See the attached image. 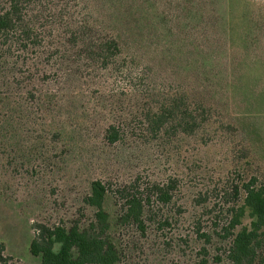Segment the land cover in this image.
Listing matches in <instances>:
<instances>
[{"label": "trees", "instance_id": "1", "mask_svg": "<svg viewBox=\"0 0 264 264\" xmlns=\"http://www.w3.org/2000/svg\"><path fill=\"white\" fill-rule=\"evenodd\" d=\"M220 1L0 0V169L68 171L65 184L94 163L127 170L93 175L69 217L32 224L38 264H164L169 252L182 264H264V108L238 87L258 59L246 48L264 52V12L227 41ZM90 83L105 115L96 140L82 105ZM220 136L236 154L223 176L154 178L134 161L157 167L159 147ZM81 145L92 157L76 156Z\"/></svg>", "mask_w": 264, "mask_h": 264}, {"label": "rangeland", "instance_id": "2", "mask_svg": "<svg viewBox=\"0 0 264 264\" xmlns=\"http://www.w3.org/2000/svg\"><path fill=\"white\" fill-rule=\"evenodd\" d=\"M219 5V8L225 11L221 14V21L227 41L232 40L233 37L241 43L239 35L246 34L248 31L253 32V28L258 25L257 21L253 24L254 21L250 20L254 16L253 10L260 8L264 12V0H222ZM247 41H245V45L250 43ZM262 48L263 45L260 41H255L253 45L246 48L250 52H254L255 57L258 59L252 65L244 67L242 70L243 76L238 84L239 90H245L243 96L247 99L248 106L252 107V104H254V106L258 105L257 108H264V61H260V58L264 57ZM48 88L51 89V86ZM89 88L90 90L85 91V94L89 92L90 94L83 99L82 105L92 128L89 129V138L94 140L95 134L97 136L96 131L104 122L105 115L100 109L98 91H94L99 90L100 87L94 88L90 83ZM256 89V93H253ZM54 90V93L58 96H63L66 93L59 89ZM92 100L97 101L99 106L89 103ZM112 102V108L116 109L118 102H115V99ZM126 105H129L127 101ZM252 113L257 116L260 112L255 110ZM243 122L247 123L246 120H243ZM256 123V127L262 132L264 138V117L256 120ZM198 141L186 140L176 150L170 145L159 147L154 153L155 161H158V163L153 166L157 167H143L140 160L135 159L134 161L141 167L140 170L147 168L149 174L153 175L152 177L161 179L169 175H175L186 181L187 174L193 171V167H196V171H193L190 177H198L201 174L200 176L203 175L205 178H212V176L216 178L223 176L228 170H233L236 164L234 161L236 154H231L228 149L232 147L231 142H225L221 136L212 139L206 145ZM81 146L75 152L76 156L78 158L92 157L85 145ZM21 151L25 153L27 150L23 148ZM108 152L114 157H120L116 160H123L121 151L118 149L111 148L108 149ZM2 156L0 155V159ZM37 163L39 165L38 161ZM237 164L246 166L244 162H238ZM24 168L26 169V165ZM35 168L37 169V167ZM84 168H82L83 170L78 168L74 171L76 172L74 184H65V179L67 180L71 175L68 171L63 172L64 175H59L56 170L47 168L45 171L52 172V174L42 171V174L33 178L22 172L15 173L13 176L8 169H0V244L4 245L3 256L7 259L6 264H38V259L33 258L28 253V244L35 234L34 230L31 229L32 224H53L61 217H69L71 211L66 208L75 203L76 197L79 198L88 185V179L93 175L95 177L101 176V172L104 171L109 176L118 177L125 175L127 171L125 167H120V165H111L106 167L105 170L99 169V171L96 163L90 167L88 172ZM174 255L169 252L164 264H182L177 262L182 259L176 257L175 252ZM186 263H189V261L187 260Z\"/></svg>", "mask_w": 264, "mask_h": 264}]
</instances>
